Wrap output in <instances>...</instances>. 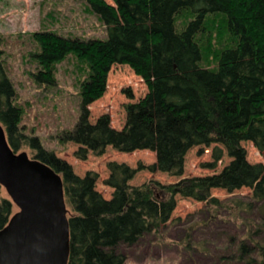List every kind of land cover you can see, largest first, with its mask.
<instances>
[{
    "label": "trees",
    "instance_id": "trees-1",
    "mask_svg": "<svg viewBox=\"0 0 264 264\" xmlns=\"http://www.w3.org/2000/svg\"><path fill=\"white\" fill-rule=\"evenodd\" d=\"M80 1L103 22L106 36L86 39L35 31L31 53L38 84L54 86L55 65L70 53L86 64L78 119L60 135L62 142L78 145L75 156L100 155L107 146L121 152L148 149L155 153L151 171L180 175L189 147L219 142L222 146L211 148L212 161L204 164L214 167L222 147L230 160L218 171L142 185L129 183L138 168L109 161L103 184L112 193L105 198L96 189L95 171L78 175L69 162L30 137L29 145L36 149L32 157L62 177L69 222L67 264H123V247L137 244L170 220L176 193L219 201L211 188L231 192L242 186L250 194L232 196L226 203L248 215L239 216L244 231L229 234L225 246H214L217 252L202 251L204 261L189 264H208L211 258V264H264V163L249 161L242 144L249 140L264 155V0ZM113 64H128L147 85L142 97L125 104L120 129L111 126L106 113L94 122L89 119V105L104 94ZM16 97L0 46V123L14 151L28 141ZM2 188L0 228L15 206ZM191 235L187 229L184 244L190 253L196 245Z\"/></svg>",
    "mask_w": 264,
    "mask_h": 264
},
{
    "label": "rangeland",
    "instance_id": "rangeland-1",
    "mask_svg": "<svg viewBox=\"0 0 264 264\" xmlns=\"http://www.w3.org/2000/svg\"><path fill=\"white\" fill-rule=\"evenodd\" d=\"M111 2V0H107ZM53 30L62 35L82 38H104L105 25L84 1L80 0H0V46L7 73L16 91V103L23 110L20 127L28 140L18 152L25 151L30 157L36 149L29 145L30 137H37L43 148L53 151L69 162L80 176L87 171L98 175L96 189L105 198H110L112 188L103 184L108 176L107 163L116 161L138 168L129 183L142 185L158 181L162 184L174 183L188 175L206 174L218 171L230 160L222 147L223 154L214 167L204 163L212 161L213 145L195 144L186 150L184 169L180 175H170L162 171H151L149 165L155 161V153L148 149L121 152L107 146L104 153L89 152L86 158L75 156L78 145L60 140L64 130L73 128L79 116V84L86 76V64L70 53L55 65L54 86L38 84L32 76L37 63L32 58L36 42L32 34L40 30ZM147 92V85L128 64H113L107 76L104 94L89 105L90 121L94 122L101 114H108L111 126L120 129L125 121V104L138 100ZM242 144L247 150L249 161H262L264 155L249 140ZM248 186L228 192L222 187L211 188V195L219 201H206L190 196L175 194L176 206L170 220L157 231L144 235L130 247H123L126 254L123 264H189L207 259L202 254L217 252L214 246H225L229 234L242 233L243 220L247 214L234 211L226 201L232 196L250 194ZM2 195L7 196L4 188ZM17 207L14 206V212ZM239 216L242 218L240 219ZM248 216V215H247ZM190 230L191 239L196 244L190 253L185 248V232ZM224 248V247H223ZM232 249L231 247L229 250ZM222 250V249H221ZM227 251V250H226ZM189 254L192 259H189ZM208 260V264L213 262Z\"/></svg>",
    "mask_w": 264,
    "mask_h": 264
},
{
    "label": "water",
    "instance_id": "water-1",
    "mask_svg": "<svg viewBox=\"0 0 264 264\" xmlns=\"http://www.w3.org/2000/svg\"><path fill=\"white\" fill-rule=\"evenodd\" d=\"M0 185L17 207L0 228V264H67L69 222L62 177L14 151L0 123Z\"/></svg>",
    "mask_w": 264,
    "mask_h": 264
},
{
    "label": "flooded vegetation",
    "instance_id": "flooded-vegetation-1",
    "mask_svg": "<svg viewBox=\"0 0 264 264\" xmlns=\"http://www.w3.org/2000/svg\"><path fill=\"white\" fill-rule=\"evenodd\" d=\"M10 218V217H9Z\"/></svg>",
    "mask_w": 264,
    "mask_h": 264
}]
</instances>
